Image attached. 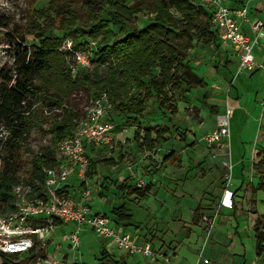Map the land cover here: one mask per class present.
<instances>
[{"label":"rangeland","instance_id":"rangeland-1","mask_svg":"<svg viewBox=\"0 0 264 264\" xmlns=\"http://www.w3.org/2000/svg\"><path fill=\"white\" fill-rule=\"evenodd\" d=\"M188 1L198 6L190 2L191 0ZM49 2L50 0H0V94L1 89L6 86L5 78L13 77L18 68L19 58L16 51L19 43L27 49L37 47L39 45L36 38L37 33L43 34L45 38L52 37L62 40L71 37L77 45L82 41L83 38L78 39L79 36L74 32V29L80 28L79 23L73 27L60 29L61 21L54 12L48 11ZM83 2L84 0H61L60 5L77 13L81 22L86 18L82 9ZM130 2L131 0H125L126 5ZM41 10H43L42 16L39 15ZM107 11L109 7L105 6L102 11L103 21L108 19L105 15ZM153 19V14L140 12L134 16L135 22L128 26L127 30L142 27ZM64 20H66L65 17ZM30 25L37 31L31 32ZM109 27L112 28V25ZM118 30V26H113L112 31L120 35ZM84 39L90 41L93 38L86 36ZM96 41L104 45L102 36H99ZM61 45L58 52L64 59L63 75L72 82L86 76L92 77L98 67L97 63L82 71L76 78H72L66 72V59L60 52ZM201 45L200 42H195V46L200 47ZM199 55L197 52L189 51L186 54L185 63L192 62L194 65V62H199L197 61ZM219 79L221 78L214 80ZM186 91L189 92L188 89H185ZM189 93L191 95L185 97L176 93L171 98L168 92V98L170 105L171 102H185L190 107L186 113L196 124L200 125L196 135L188 137L189 143L197 142L194 149H181L173 142V134H171L166 137L168 142L166 146L160 145L151 152H144L133 140V133L131 140L113 143L114 138H112L109 144L112 148L108 145V148L97 151L98 173L107 180L106 182L103 180L101 193L96 194V191L94 197L92 193L87 204L92 207L93 212L109 216L112 208L119 205L121 201L126 202L127 209L133 215V222L137 223L136 227L130 226L128 231L140 236L144 241L151 242L154 250L153 262L138 256L129 257L118 250L115 245H106L92 232H84L80 237L78 250L69 252L68 243L63 238L70 231L71 225L69 227L60 226L53 234H46L44 243L47 245L45 247L41 249L36 245L28 256L17 257L14 261L19 264H41L40 258L41 260H53L63 257L75 264H101L99 258L104 248L110 258L120 264H166L164 259L169 254L172 255V264H203V259L208 260V264H264V254L256 257L254 251V227L257 219L261 217L260 214H264V192L259 190L253 192V189H256L258 183L263 180V176L256 173L254 169L250 170L251 164L263 159L264 147L256 151L251 150L250 160L244 170L245 174L242 175L244 186L234 189L232 170L229 179V170L222 165L225 160L233 164L231 140L226 153L221 145L207 146L209 133L217 127L216 119L219 113L213 115L206 110L200 101L201 90L197 92L191 90ZM93 96V92L82 87L72 94L70 108L78 115V118L74 119V126L84 115ZM28 102H30V111L26 117H29L30 121L27 122L28 134L21 149L23 163L19 173L20 181L26 178L31 153H35L41 147L52 146L51 135L47 132L48 127L59 115L61 117L64 115V108L54 106L51 98H45L40 102L29 98ZM65 109L69 108L66 106ZM166 110L159 107L158 101H149L145 116H142V124L137 123L135 131L144 130L147 126H151L150 129L153 132L162 128L166 115H170ZM113 116L110 118L112 123L123 126L130 124L127 121V115L121 114L118 110ZM136 120L138 121L139 118ZM1 128L2 126H0V136L3 135ZM166 149L168 152L177 151L180 154V160L175 164H164L161 157ZM89 150L95 151L92 146ZM1 164L0 154V167ZM111 166H117L119 171L125 168L128 170L129 176L123 181L126 188L137 189L139 180L144 181V185L150 184L152 189L146 198L143 200L129 199L128 196L121 198L115 195L116 184L121 182L116 178L115 172L109 171ZM234 182L237 180L235 179ZM225 189L233 193L232 208L228 210L219 207V200ZM76 193L70 192V196L79 200L80 193L78 191ZM99 198L105 200L101 202ZM197 206L201 207L202 216L212 220L211 228L202 221L196 226L193 225L192 215Z\"/></svg>","mask_w":264,"mask_h":264},{"label":"trees","instance_id":"trees-1","mask_svg":"<svg viewBox=\"0 0 264 264\" xmlns=\"http://www.w3.org/2000/svg\"><path fill=\"white\" fill-rule=\"evenodd\" d=\"M60 2L61 0H50L48 11L54 12L59 18L60 29L79 23L80 28L74 29V32L79 36L78 39H83L78 45L73 41L76 48L89 42L84 39L86 36L93 38L90 41L95 40L96 43L99 36L103 37L104 45L98 43V60L95 62L98 67L92 77L86 76L72 82L62 71L64 59L58 52L62 39L45 38L43 34L37 33V47L27 49L21 43L17 45L18 68L13 77L5 78L6 86L1 89L0 94V126L9 132L5 140L0 136V213L11 211V191L15 185L22 182L30 185L34 192L41 190L45 182L42 168L52 167L54 164L52 146L41 147L31 153L26 178L22 181L19 179L23 163L21 149L28 134L27 122L30 121L26 117L30 111L29 98L38 102L51 98L54 106L64 108V115H59L48 127L52 145L71 134L74 119L78 115L72 112L70 99L74 91L81 87L94 95L105 93L121 114L132 116L128 118L132 122L143 116L151 100L158 101L159 107L170 109L171 114L175 115L176 108L169 104L168 92L205 87L185 63L186 54L193 49L195 42L214 48L216 53L219 51V46L215 43V31L211 29L210 13L200 6L190 4L188 0H131L128 5L125 0H84L82 9L86 18L81 22L77 13L60 5ZM105 6L109 7V11L105 13L108 19L103 21L102 11ZM171 10L176 15L171 14ZM140 12L153 14V21L127 30L128 26L134 24V16ZM42 14L43 10L39 15ZM109 25L112 28L118 26L120 35L112 31ZM29 27L31 32L37 31L33 26ZM155 71L156 74H153ZM206 98L203 97V102ZM66 106L68 110L65 109ZM166 132V129L158 130L155 138H152V130H144L142 137L135 134L134 140L141 150L150 152ZM175 133L184 147L193 148L196 145L195 142L187 144L185 133L179 128H175ZM252 168L263 176L253 192H264V155ZM103 179L106 182L107 179ZM150 188V185H146L143 189H128L119 183L116 184L114 194L121 198H143ZM201 213V207L197 206L193 213V225L196 226L201 221ZM109 216L124 231H128L130 226L136 227L137 223L133 222V215L127 209L126 202L121 201L112 208ZM254 234L255 255L260 257L264 254V215L255 222ZM16 259L0 253V264H19L15 262ZM99 260L101 264H120L113 261L104 248Z\"/></svg>","mask_w":264,"mask_h":264},{"label":"built area","instance_id":"built-area-1","mask_svg":"<svg viewBox=\"0 0 264 264\" xmlns=\"http://www.w3.org/2000/svg\"><path fill=\"white\" fill-rule=\"evenodd\" d=\"M196 1V2H194ZM254 0H240L235 6H230L228 0H191L210 13V24L219 27L217 40L220 44L231 45L238 61L235 76L243 72H253L264 68L255 62L254 47L256 39L264 32V19L250 20L249 4ZM171 14L176 13L171 10ZM249 25L255 33L252 40L244 33L242 25ZM60 52L66 59V72L75 78L82 71L89 69L98 60V43L89 41L85 46L76 48L71 38L63 40ZM156 74V71L153 73ZM115 105L105 93L94 95L85 109L84 116L75 124L71 134L52 145L54 164L43 167L45 182L41 190L32 191L30 185L20 182L11 191V211L0 213V253L5 256L22 257L29 255L36 245L43 248L46 234H53L60 226L71 229L64 240L68 243L69 252H75L80 245V237L84 232L96 234L108 245L113 244L129 257L154 261V250L150 242L141 241L131 232L116 227L110 216L93 213L87 204L94 188H90L89 172L92 161L89 147L95 150L103 149L112 140L117 125L110 122ZM28 114V113H27ZM26 114V115H27ZM232 110L228 103L224 112L217 116V127L210 132L207 146L221 145L226 149L230 145V118ZM5 140L9 132L1 128ZM222 165L229 170L231 178L232 164L225 160ZM74 178L79 200L73 199L65 189L66 183ZM145 187L139 180L137 189ZM232 191L225 189L219 202V207L232 208ZM202 223L210 228L212 220L203 216ZM172 255L164 259L166 264H172ZM41 264H75L63 257L60 259H43ZM203 264L208 260L203 259Z\"/></svg>","mask_w":264,"mask_h":264},{"label":"crops","instance_id":"crops-1","mask_svg":"<svg viewBox=\"0 0 264 264\" xmlns=\"http://www.w3.org/2000/svg\"><path fill=\"white\" fill-rule=\"evenodd\" d=\"M239 3L240 0H228V4L230 6H235ZM248 17L250 20L253 21L258 19H264V0H254L249 4ZM218 28L219 27L217 26L216 27L211 26V29L215 31V37H216L215 43L219 46L218 53H216L214 48L204 45L201 42L200 43L202 45L200 47H197L194 44L193 49L190 50L193 51L194 53L197 52L198 54H200L197 57L198 59L197 61L199 62H194V65L192 62H190L188 65L191 67L192 71L202 80V83L205 85V87L204 88L195 87L193 89L188 88V90L189 92L191 90L193 92L194 91L197 92V90H201L202 93H201L200 101L210 114L213 115L217 113H219V115L220 113L222 114L224 112L226 103H228V107L232 110V114L230 118L231 119L230 121L231 160L233 162L232 183H233V188L236 189V188H240L241 186H244L242 175L245 174L244 170H246V165L250 160L249 154L251 150L254 149V151H256L257 149H261L262 147H264V68H258L253 72H243L240 75L235 76L238 61L235 58L233 47L231 45H224L218 42L217 40ZM242 28L244 33L247 34L252 40L256 38L255 33L251 30L249 25L243 24ZM253 53L255 56V62L258 65L264 66V32H262L260 36L256 39ZM222 55L223 57H221ZM219 77L221 79L216 81L214 80V79H218ZM189 92L188 91L185 92V89L182 88V90L180 91L169 92V97L173 98V95H175L176 93L182 94L184 97L190 96L191 94ZM204 96L207 97L205 102H203ZM171 105L176 108V114L172 115L171 110L167 109L166 111L169 112L170 115L169 116L166 115L162 128L156 129L155 132H153V130L150 129L151 126H147L145 127L144 130H152L151 133L152 138H155V134L158 130H162V129L167 130V132L162 136V140L158 144H156L155 148L157 146L167 144L168 142L166 137H168V135L170 136L171 134H173L172 140L176 145L180 146V148L181 149L183 148L184 150L186 149L192 150L197 146V142L196 141L191 142V143L193 142L196 143V145L193 148L184 147L177 138V135L175 133V128H179L181 131H184L187 144H191L188 141V137H192V135H196V132H198L200 125L196 124L195 121L192 120V117L186 113V110L190 107H188V105L185 102H180V101H177L176 103L171 102ZM145 111L143 113V117L145 116ZM116 112L117 109L115 106L114 111L111 114V117L115 115ZM126 117H127V121H129L130 124L123 126L118 123H115L117 127L112 135V138H114L113 143L131 140V135L133 133H134L133 140L135 134H139L140 137H142L144 130L139 131V129H137L135 131L136 128L135 125L137 123L142 124L143 117L139 118L138 121L136 120V122H132V120L128 119L129 117H132L131 115H127ZM141 141L142 140H140V142ZM109 147L112 148L110 145ZM105 148L108 147L106 146L103 149ZM103 149L95 150L94 152H91L92 150H89V155L92 161L91 170L89 172V178H90V188H94V191L92 192L93 197L96 191H97L96 194L101 193L104 184L103 176H101L98 173V169H97L98 167L96 166L97 151H102ZM171 155H174L175 157H172ZM161 160L164 164H170V163L175 164L180 160V154L177 151L168 152L166 149L164 150V155L161 157ZM251 167L250 170L253 171V168ZM109 171L115 172V174L117 175L116 178L119 179L121 184H123V181H125L129 176L128 170L126 168L124 170L119 171L117 170V166H111L109 168ZM235 179L237 180V182H234ZM131 184H127V185L130 186ZM146 185H150V184L147 183ZM77 186L78 184L76 183V180L74 178H71L66 183L65 186V189L67 190L66 192H68L69 194L70 192L76 193ZM128 189H134V188L128 187ZM151 189L152 187L150 188L149 192L151 191ZM146 196L139 199L143 200L144 198H146ZM132 198H137V197L136 196L129 197V199ZM102 200L105 199L99 198V201L102 202ZM89 207L91 209V212H93L92 207L91 206ZM223 209L228 210L226 208ZM93 213H97V212H93ZM260 215L262 216L264 214H260ZM192 223H193V215H192ZM137 238L141 240L138 236Z\"/></svg>","mask_w":264,"mask_h":264}]
</instances>
